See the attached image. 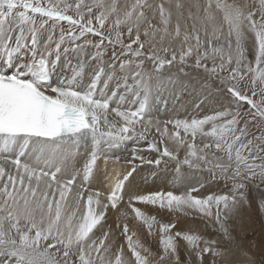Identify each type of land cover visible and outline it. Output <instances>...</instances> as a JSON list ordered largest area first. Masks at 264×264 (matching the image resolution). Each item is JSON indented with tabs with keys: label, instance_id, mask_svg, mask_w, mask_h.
<instances>
[{
	"label": "snow or ice",
	"instance_id": "obj_1",
	"mask_svg": "<svg viewBox=\"0 0 264 264\" xmlns=\"http://www.w3.org/2000/svg\"><path fill=\"white\" fill-rule=\"evenodd\" d=\"M253 214L264 0H0V264H264Z\"/></svg>",
	"mask_w": 264,
	"mask_h": 264
},
{
	"label": "rangeland",
	"instance_id": "obj_2",
	"mask_svg": "<svg viewBox=\"0 0 264 264\" xmlns=\"http://www.w3.org/2000/svg\"><path fill=\"white\" fill-rule=\"evenodd\" d=\"M217 192L226 191L223 183H221L219 188L214 189ZM248 236L250 239L256 241L257 249L255 250L257 260L264 255V248H261V245H264V218H261L258 214H253L251 226L248 231Z\"/></svg>",
	"mask_w": 264,
	"mask_h": 264
},
{
	"label": "bare ground",
	"instance_id": "obj_3",
	"mask_svg": "<svg viewBox=\"0 0 264 264\" xmlns=\"http://www.w3.org/2000/svg\"><path fill=\"white\" fill-rule=\"evenodd\" d=\"M125 155H127V153H125ZM121 162H123V161H121ZM166 187L170 189V188H171V184H170V183L167 184ZM113 219H114V218H113ZM130 227H135V225L132 224V223L130 222ZM137 231H138V234L141 235V239L143 240V234H142V232H141L139 229H137ZM121 239H122V238H121ZM150 239H151V238H150Z\"/></svg>",
	"mask_w": 264,
	"mask_h": 264
}]
</instances>
